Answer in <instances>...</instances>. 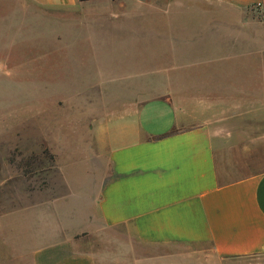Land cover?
Masks as SVG:
<instances>
[{"label": "crops", "instance_id": "0c3cea01", "mask_svg": "<svg viewBox=\"0 0 264 264\" xmlns=\"http://www.w3.org/2000/svg\"><path fill=\"white\" fill-rule=\"evenodd\" d=\"M35 1L107 24L108 54L151 68L132 69L125 86L117 76L78 88L156 92L87 115L83 179L60 184L53 170L15 193L51 195L26 234L3 238L31 256L4 262L100 264L76 251V236L109 234L122 235L114 264H170L171 251L200 247L264 261V0Z\"/></svg>", "mask_w": 264, "mask_h": 264}, {"label": "rangeland", "instance_id": "374dc122", "mask_svg": "<svg viewBox=\"0 0 264 264\" xmlns=\"http://www.w3.org/2000/svg\"><path fill=\"white\" fill-rule=\"evenodd\" d=\"M58 12L35 0H0V264L31 256H22L23 249L3 238L22 228L26 234L34 225L38 203L49 199L51 192L21 201L16 194L34 189L36 181L51 177L53 170L52 179L60 184L85 177L84 163H90L84 144L90 140L87 115L105 112L109 100H118L110 112L130 109L131 100L141 101L156 92L78 88L96 86L102 79L115 82L117 76L118 86H125L132 69L151 68L143 57L108 54L116 42L109 39L107 24L91 23L76 12L69 17ZM96 124L91 122L92 130ZM115 236L122 235H78L76 251L94 252L100 264H114L108 257L117 250ZM209 250L171 251L170 264H264L209 258Z\"/></svg>", "mask_w": 264, "mask_h": 264}]
</instances>
